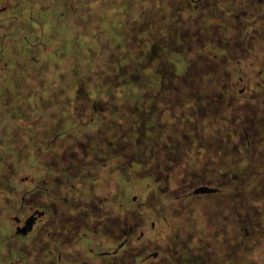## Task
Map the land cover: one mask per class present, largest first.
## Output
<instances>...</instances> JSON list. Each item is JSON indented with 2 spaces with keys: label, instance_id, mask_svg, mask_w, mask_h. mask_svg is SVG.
Listing matches in <instances>:
<instances>
[{
  "label": "flooded vegetation",
  "instance_id": "1",
  "mask_svg": "<svg viewBox=\"0 0 264 264\" xmlns=\"http://www.w3.org/2000/svg\"><path fill=\"white\" fill-rule=\"evenodd\" d=\"M88 1L80 19L112 34H79L80 64L98 60L85 93L66 84L48 100L73 114L28 115L40 85L22 81V50L45 40L23 22L65 46L76 16L70 0H0V129L17 122L2 130L0 264H264V206L248 190L264 170V0ZM199 205L223 224L196 220Z\"/></svg>",
  "mask_w": 264,
  "mask_h": 264
},
{
  "label": "rangeland",
  "instance_id": "2",
  "mask_svg": "<svg viewBox=\"0 0 264 264\" xmlns=\"http://www.w3.org/2000/svg\"><path fill=\"white\" fill-rule=\"evenodd\" d=\"M72 8L74 10H72L73 15L76 16V20L73 23L74 25L69 26L68 28L71 31V35L76 36L74 38H70V42L69 43H65V46H69L68 48H66L65 46H60V44H58L59 40H61V37L59 36L58 38H55L54 36V31L53 28L51 26V24H48V26L46 27H34L31 24V21H26L23 23H27V25H25V27H23L24 31H27L29 33H32V29L38 31L40 33V36H43V39L45 40L44 43H42L43 45L40 46L38 49L37 48H33L32 44H30V46H28V48H23L24 50H22V57H23V65L21 66V68L23 69V74H22V81L24 83L27 84V82H30L31 80L33 81V84H37L40 85V91L37 90L39 93V97H36L34 95V100L31 103L30 102V107H29V102H25L23 103V111L25 114H30L31 109H36L38 110V108L41 110V114L42 115H46L48 113H50V111H54L55 113H60L62 112V109L66 108L65 106H59V107H54V106H49V99L55 98L57 100H64L66 98H64L65 93L67 94V90H62L64 85L69 84V88H70V98L73 99L75 97L79 98L83 93H85L84 91L81 93H76V88H77V82L79 81V77L85 74H89L88 72H92V68L94 66V68L98 67V60L95 58L92 61H90L89 63L86 62V64H80V60H79V52L81 50V46L83 45L80 41V39L82 38L81 32H85L86 38H87V46H89V43H91L92 41L90 40H100V36L101 35L105 40H110V36L112 33H110L111 30V26L109 24H104V27H101L102 30L106 31V32H102L97 30L98 27L96 26H91V25H86L84 24V21H82L80 19V6L78 5L79 3L77 2V0H70ZM33 5H35L36 3H40L39 0H33L32 1ZM92 3L91 0H89L87 2L88 4V9H89V5ZM94 4V2H93ZM92 4V5H93ZM96 5H93L91 8L94 9H99V5L97 3H95ZM23 8H32L33 5H30L28 3L25 2L22 4ZM29 17V16H28ZM27 17V20H29V18ZM23 21L25 18H22ZM74 19V18H73ZM70 24V23H69ZM28 26V27H27ZM60 28L59 29V33L62 35L64 32H66V29L58 26ZM65 27V26H64ZM100 28V29H101ZM97 30V31H96ZM47 32V33H46ZM105 34V36H104ZM98 36V38H97ZM109 36V37H108ZM79 37V38H78ZM42 38V37H41ZM47 38V39H45ZM48 40V41H47ZM102 42V41H101ZM33 43L36 44L35 40H33ZM98 44H100V42H98ZM61 49L60 52H58L57 49ZM36 49V50H34ZM89 49V48H88ZM103 50V49H102ZM38 51V54H36V52ZM88 52H90V50H87ZM91 52H94L93 50H91ZM90 52V53H91ZM93 54V53H92ZM29 55H33L34 59H38L39 61V65L38 63H28V60L31 59L29 57ZM35 55L36 58H35ZM50 55V57H54V63L52 61V59H49L48 56ZM95 55V54H93ZM102 56V55H101ZM100 56V57H101ZM27 60V61H26ZM47 65H49V68H45ZM54 67V68H53ZM56 69V70H55ZM81 70H83V73H81ZM70 72V73H69ZM69 73V74H68ZM78 73V74H77ZM81 73V75H80ZM32 76L31 80L30 77ZM70 76V77H69ZM94 79H95V75L93 73V83H94ZM89 82V81H88ZM92 83V84H93ZM52 84H58L59 88L52 90L49 89ZM33 85V86H34ZM25 93L26 94H30V90L29 87H25ZM69 93V92H68ZM35 105V106H31V105ZM67 104V102H66ZM68 104L71 106H68ZM67 104V108L66 110H70L71 114L74 113L73 111V104L72 101H69ZM30 110V111H29ZM39 111V110H38ZM49 111V112H48ZM68 112V111H67ZM88 116L90 114H93L91 112L87 113ZM15 119V118H14ZM14 119L7 121V124H5V127H2L0 129V162H3L6 159L7 161H10L9 157H11L13 154L12 153H2L3 151L1 150V144L4 142L5 138L2 135V130L3 128L6 129V127H17V122L14 121ZM89 120V119H88ZM20 123V121H19ZM33 124V122L28 121L23 119V127H28L30 128ZM39 124H42L39 122ZM22 125V123H21ZM31 125V126H30ZM4 126V125H3ZM29 130V129H26ZM25 131V130H23ZM31 137V135H29L28 137H25L22 141H17V144L19 146H24V141L25 140H29V138ZM17 157L21 158H25L24 160H22V162H27L30 160L29 156H24L22 155V153H20V155H16ZM264 169V168H263ZM262 175L263 176H259V174H257L255 177L257 179L260 180H256L254 185L250 186L248 188L249 193L251 196H253L252 198L256 200V202L262 204L264 206V170H261ZM21 176H26V175H31L32 171L29 168H24ZM141 188V187H140ZM137 190H130V195L132 196L133 194H137ZM140 193V192H139ZM200 206V205H199ZM195 207L194 210L199 211V209H201L200 211H202V218H197L196 220H198L199 222H201L202 220L205 222V224H207L208 226H218L220 224H223V220L222 218H220V216L218 215L219 211L217 208L214 207H209L208 205L202 207ZM6 218H9L8 214H6ZM196 218V217H195ZM221 222V223H220ZM259 241V240H258ZM262 243L261 245H257L255 246V249L253 251V258H257L256 256H258L260 259H264V236L262 237ZM255 242V241H254Z\"/></svg>",
  "mask_w": 264,
  "mask_h": 264
},
{
  "label": "water",
  "instance_id": "3",
  "mask_svg": "<svg viewBox=\"0 0 264 264\" xmlns=\"http://www.w3.org/2000/svg\"><path fill=\"white\" fill-rule=\"evenodd\" d=\"M202 190H205V189H209V188H207V187H203V188H201ZM201 191V190H200Z\"/></svg>",
  "mask_w": 264,
  "mask_h": 264
}]
</instances>
